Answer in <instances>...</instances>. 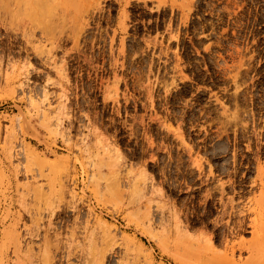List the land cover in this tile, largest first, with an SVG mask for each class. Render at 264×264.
<instances>
[{"label": "rangeland", "instance_id": "obj_1", "mask_svg": "<svg viewBox=\"0 0 264 264\" xmlns=\"http://www.w3.org/2000/svg\"><path fill=\"white\" fill-rule=\"evenodd\" d=\"M24 1L0 0V264H264V0Z\"/></svg>", "mask_w": 264, "mask_h": 264}, {"label": "bare ground", "instance_id": "obj_2", "mask_svg": "<svg viewBox=\"0 0 264 264\" xmlns=\"http://www.w3.org/2000/svg\"><path fill=\"white\" fill-rule=\"evenodd\" d=\"M32 1V0H31ZM34 1V0H33ZM32 1V3H31V5L34 3H36V6H34V7H32L33 9H32V11H33V13H35V14H37L36 16L37 17H44V15L45 14H47V12L49 11V8H47V5L48 4H50V2L46 5V7H44L45 5V3L47 2V1H45V3L43 2V1H41V0H38V2L39 3H37V1H35V2H33ZM41 1V2H40ZM29 3V0H28V2H27V0H25L24 1V4L27 6V4ZM33 4V5H34ZM41 4H43V6L41 5ZM48 7H50V6H48ZM262 187H264L263 185H262ZM262 216H264V215H260L259 217H257V219L255 220V226H254V230H255V232L256 233H258L259 234V239H258V241L257 242H255L254 244H252V251H254V254L255 255H257V256H259L258 254L264 249V217H262ZM262 217V218H261ZM253 253V252H252ZM253 254V255H254ZM261 257V256H260ZM262 258H264V253L262 254ZM216 261L214 262V264H216V262H217V264H226V262L224 261V263L223 262H221L220 260H219V258L218 259H215ZM206 261H208V260H206ZM206 261H203L202 262V264H204V263H207ZM208 264V263H207ZM212 264V263H211ZM229 264V263H228Z\"/></svg>", "mask_w": 264, "mask_h": 264}]
</instances>
